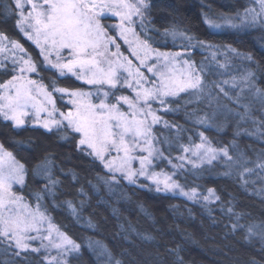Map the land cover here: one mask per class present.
<instances>
[{
  "label": "trees",
  "instance_id": "16d2710c",
  "mask_svg": "<svg viewBox=\"0 0 264 264\" xmlns=\"http://www.w3.org/2000/svg\"><path fill=\"white\" fill-rule=\"evenodd\" d=\"M147 1L146 25L152 45L160 51L184 52L188 44L185 36H191L194 47L188 48L187 55L197 65L204 62V83L211 86L210 92L206 89L200 99L193 97L187 103L189 97L181 94L170 105L178 111L158 115L184 129L179 133L183 143L189 136L197 143L203 133L213 147L228 148L231 161L225 157L195 169L198 177L183 171L177 177L185 191L194 187L202 197L213 189L219 199L190 201L155 193L147 183H143L145 187L123 180L117 183L98 161L78 151L76 134L29 126L17 129L0 118V145L25 166V184L16 191L32 206L36 204L32 194H44L42 210L79 245L68 264H264L260 239L264 229V24L213 32L206 23V17L209 21L235 18L237 12L258 7L256 0ZM8 3L14 7L12 0H0V34L23 45L41 65L47 85L54 72L43 70L38 51L16 27L17 16L5 10ZM172 30L185 36L173 40L165 35ZM197 41L217 49L216 59H212L211 50L202 51ZM229 48L241 56L230 52L228 58L224 50ZM243 56H251V60ZM248 73L252 74V86L240 80ZM11 75L10 66L0 68V82ZM234 78L237 87L232 86ZM57 82L61 87H84L70 77ZM199 118L205 123H195ZM154 131L161 142L166 137L173 141L170 154L175 161L181 152L175 143L177 128L160 123ZM160 147L169 155L168 144L161 143ZM46 159L50 162L47 165ZM165 161H160L156 170H169ZM41 166L49 167L50 173L37 175L34 170ZM48 175L55 185L49 184ZM45 185L52 194L45 192ZM66 201L72 202L75 214ZM250 226L255 233L251 236ZM6 248L0 244V264H48L38 253L27 251L16 256L14 247Z\"/></svg>",
  "mask_w": 264,
  "mask_h": 264
},
{
  "label": "snow or ice",
  "instance_id": "6c2138e0",
  "mask_svg": "<svg viewBox=\"0 0 264 264\" xmlns=\"http://www.w3.org/2000/svg\"><path fill=\"white\" fill-rule=\"evenodd\" d=\"M256 4L258 8L245 9L243 14L237 12L236 17L241 20L239 26L264 24V20L258 19L264 16V0H256ZM148 7L146 0H14V7L6 4L5 10L19 17L15 21L17 29L39 49L43 70L54 72V78L46 85L41 65L23 45L0 34V52H11L12 64L11 77L0 82V118L11 121L13 128L28 125L30 118L33 127L47 132L63 129L66 133H74L78 136V151L98 161L113 181L123 180L129 185L145 187L142 180H147V186L154 185L158 193H178L195 201L199 195L196 188L185 191V186L177 179L182 171L198 177L194 170L212 164L221 153L230 161L233 158L228 148L213 147L203 133L199 143H194L191 136L183 143L179 133L184 129L158 115L161 111H178L170 105L173 100L180 99L181 94L189 97L186 103L191 102L193 97L200 99L206 89L210 92L211 86L204 83V62L197 65L187 55L188 48L194 47L193 37L175 30L165 33L173 40L178 35L185 36L188 44L184 52L160 51L152 45L146 25ZM111 18H116L118 23H103ZM223 19L228 26L238 27L235 18ZM206 22L211 27H221L207 17ZM136 25H139L138 30ZM121 40L123 44L118 42ZM197 43L202 51L211 50L212 59H216L217 49L204 41ZM124 46H127L126 52L122 51ZM228 51L241 56L235 49ZM242 58L251 60V56ZM251 75L240 77L245 86H252ZM67 77L89 87L59 86L57 81ZM232 86H239L235 78ZM221 91H224L222 86ZM60 102H63L62 107ZM160 123L178 130L175 140L181 149L175 157L178 162H174L170 154L173 141L166 137L161 142L157 138L154 128ZM195 123L203 124L205 120L199 118ZM161 143L168 144L169 155L161 150ZM162 160L168 161L173 169L171 172L155 170L157 161ZM134 162L139 163L138 168ZM48 163L46 159L45 164ZM34 171L43 176L50 173V168L41 166ZM25 175L24 164L0 145V244L7 245L6 251L14 247L16 256L29 250L33 253L43 250L48 264L53 261L59 264V258L78 249L79 245L56 228L46 210H42L43 193L32 194L36 201L33 207L15 190L14 185L24 186ZM48 179L49 184H56L50 175ZM104 182L111 188L107 179ZM45 192L52 194L48 185H45ZM203 199L211 202L219 197L213 189H208ZM66 203L75 214L72 202ZM248 234H255L252 226ZM260 239L264 243V229ZM34 241L39 242L38 247L30 243ZM52 249L57 250V255L49 259Z\"/></svg>",
  "mask_w": 264,
  "mask_h": 264
},
{
  "label": "rangeland",
  "instance_id": "374dc122",
  "mask_svg": "<svg viewBox=\"0 0 264 264\" xmlns=\"http://www.w3.org/2000/svg\"><path fill=\"white\" fill-rule=\"evenodd\" d=\"M12 2H13V4H14V0H12ZM146 3L148 4V1L146 0ZM258 6V5H257ZM258 8V7H257ZM147 10H148V8H147ZM147 10H146V17H147ZM227 17H229V16H227ZM19 17L17 16V19H18ZM219 17H217V19H218ZM225 18H226V16H225ZM135 19V18H134ZM259 20H264V16H260L259 18H258ZM212 23H217V24H220L221 25V27H219V28H215V27H211L210 26V24L209 23H207V25H208V27H209V29L210 30H212L213 32H217V30H224V29H232L233 27H230V26H228L227 24H226V22H225V19H223V18H221V19H218V20H216V21H211ZM103 23L104 24H106V25H111V24H115V23H118V20L116 19V18H111V19H105L104 21H103ZM235 23L239 26V25H241V20H240V18H237L236 16H235ZM256 24H258V23H256ZM19 31V30H18ZM20 32V31H19ZM20 34L25 38V36L20 32ZM26 39V38H25ZM27 40V39H26ZM28 41V40H27ZM30 42V41H29ZM119 43H121V44H123V41L121 40V41H118ZM31 43V42H30ZM32 44V43H31ZM34 47H35V45L34 44H32ZM8 47L9 48H11V45H8ZM36 48V47H35ZM36 50L38 51V54H39V56H40V59H41V61H42V65H44V61H43V59H42V57H41V55H40V52H39V49H37L36 48ZM113 50H114V48H113ZM122 51H127V46H124L123 48H122ZM225 51V56H227L228 58H230V52L228 51V49H226V50H224ZM179 52H183V51H179ZM19 54V53H18ZM5 57H8L7 59L5 58ZM10 57H11V52H9V51H7V50H5V51H2V52H0V68H4L5 66H10L11 68H12V64H11V62H10ZM32 76H33V78H34V76H35V74H31ZM71 79H73L75 82H77V83H79L80 84V82L79 81H76L73 77H70ZM84 87L83 88H85V89H87L89 86L88 85H83ZM125 91H127V90H125ZM62 104H63V102H62ZM157 107H158V105H157ZM65 110H67V109H65ZM161 112H163V111H161ZM159 113V112H158ZM8 122H10L11 124H12V122L11 121H8ZM26 126H29V127H33L32 125H31V120H30V118H29V124L28 125H26ZM25 127V126H24ZM35 128H40V127H35ZM17 129H20V128H17ZM40 129H42V130H44L43 128H40ZM200 142V139H199V141L197 142V143H199ZM225 157L223 156V154L221 153V155H220V157H219V159L218 160H221V159H224ZM218 160H216V161H213L212 163H215V162H217ZM160 161H157V164L159 163ZM174 162H178V161H174ZM165 164L167 165V167H168V169L169 170H165V171H168V172H171L173 169H172V167H171V165H169V163H168V161L166 160L165 161ZM206 165H211V164H204V165H202V166H206ZM134 166L135 167H139V163L138 162H134ZM201 166V167H202ZM188 167H191V165H188ZM163 170L165 169V168H162ZM156 170V169H155ZM161 169H159V170H156L157 172H159ZM111 175V174H110ZM125 183H127V181H124ZM142 183H147V185H149V181H147V180H142ZM21 186L20 185H14V188H15V190L17 189V188H20ZM150 189H152L153 190V192H155V193H158V192H156L155 191V186L153 185V186H151V188ZM159 193H163V194H165V192H159ZM169 194H173L172 192H168ZM174 195H178V196H181V195H179L178 193L177 194H174ZM206 195H208V193L206 194ZM183 197V196H182ZM203 197L204 196H202V197H200V195H198V197H197V199L196 200H203V201H205L204 199H203ZM185 198V197H184ZM186 199V198H185ZM213 201V200H212ZM33 207H35V206H33ZM52 221V220H51ZM53 223V222H52ZM54 224V223H53ZM55 225V224H54ZM56 226V225H55ZM57 228V227H56ZM54 238H55V233H54ZM30 243H32V245L34 246V247H38L39 246V242L38 241H34V242H30ZM45 243H47V241H45ZM30 251V250H29ZM77 252H78V249H72L71 251H69L68 253H67V255H64V256H62L61 258H59V264H68V260H69V258L70 257H72V256H75L76 254H77ZM38 254H40L42 257H43V260L46 262V263H48L45 259H44V257H45V255H46V253L42 250L40 253H38ZM57 255V250L56 249H52V251H51V255L49 256V259L51 258V256H56ZM53 264H57V262L56 261H53Z\"/></svg>",
  "mask_w": 264,
  "mask_h": 264
}]
</instances>
